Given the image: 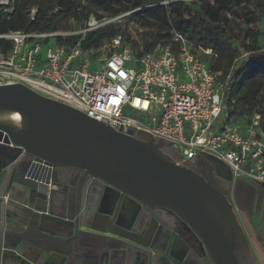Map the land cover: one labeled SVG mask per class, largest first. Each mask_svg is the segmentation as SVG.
<instances>
[{
    "label": "water",
    "instance_id": "1",
    "mask_svg": "<svg viewBox=\"0 0 264 264\" xmlns=\"http://www.w3.org/2000/svg\"><path fill=\"white\" fill-rule=\"evenodd\" d=\"M0 113H6L0 117V146L9 152L7 161L0 158L3 264L10 258L15 264H20V260L23 264H36L24 257L17 244L5 235H20L5 218L9 207L4 198L7 191H22L27 200L23 206L65 222L51 213L58 192L52 186L63 187V182L52 174V167L57 164L84 168L89 183L87 201L94 200L98 193L99 199L113 206L112 212H98L105 226L102 235L113 244L98 253L85 254L83 263L74 251L67 252L63 246L72 242V234L60 241L63 245L54 252V259L58 253L63 254L58 264H158L161 259L157 256L169 264L173 251L188 245L162 219H157L160 224L156 228L148 224L139 231L135 222L146 206H160L175 213L199 239L212 264H241L233 247V238L240 235V228L231 197L192 167L178 164L163 153L162 141L148 134L134 137L121 133L23 83L0 85ZM203 158L211 171L231 186L233 175L229 166L210 154ZM27 161L38 163L42 169L32 180L23 174ZM93 186L98 189L95 194ZM90 210L95 215L96 210ZM121 217L129 223L119 222ZM24 240L26 245L34 244L25 237Z\"/></svg>",
    "mask_w": 264,
    "mask_h": 264
},
{
    "label": "built area",
    "instance_id": "2",
    "mask_svg": "<svg viewBox=\"0 0 264 264\" xmlns=\"http://www.w3.org/2000/svg\"><path fill=\"white\" fill-rule=\"evenodd\" d=\"M14 0H0L12 11ZM36 9L31 10V19ZM71 31L0 32V85L23 83L66 103L115 130L138 137L148 134L164 143L178 164H191L206 154L229 166L233 178L264 187V132L261 115L233 121L225 94L229 77L214 72L204 49L175 33L177 47L159 45L136 55L120 38L114 51L95 68L79 43L70 49L52 42ZM123 74V75H121Z\"/></svg>",
    "mask_w": 264,
    "mask_h": 264
},
{
    "label": "trees",
    "instance_id": "3",
    "mask_svg": "<svg viewBox=\"0 0 264 264\" xmlns=\"http://www.w3.org/2000/svg\"><path fill=\"white\" fill-rule=\"evenodd\" d=\"M22 1L14 0L12 11L0 9V32L68 31L62 25L69 19L83 23L91 17L100 21L122 16L118 22L52 40L67 49L79 43L92 59L99 57L104 43L116 38L123 46L132 44L131 23L143 31L142 51H133L138 56L159 45L175 49V33L211 48L212 54L204 55L209 67L222 78L229 77L225 103L230 118L248 120L260 113L264 132V30L259 27L264 22V0H33L23 13Z\"/></svg>",
    "mask_w": 264,
    "mask_h": 264
},
{
    "label": "crops",
    "instance_id": "4",
    "mask_svg": "<svg viewBox=\"0 0 264 264\" xmlns=\"http://www.w3.org/2000/svg\"><path fill=\"white\" fill-rule=\"evenodd\" d=\"M64 182L68 185L67 189L52 186L58 189V192L55 194L51 213L64 218L65 222L53 220L36 210L23 206V202L27 200L22 191L9 190L4 197L9 206L5 210L6 221L12 223L17 232L23 230L27 235L36 237V240L34 244L26 245L24 237H17L14 232H7L5 235H10L11 240L17 244L18 250L24 252L23 256L30 255L31 260L36 264L61 262L63 254L58 253L54 259V252L60 248V245H63L60 241L72 234L76 236L80 231L102 232L94 228V214L90 210L95 209V203L99 201L100 195L96 193L91 204L84 196L82 205L77 206L72 192L73 183L65 180ZM230 187L231 202L240 228V235L233 238L234 250L237 256H242L247 264H264V187L242 178H233ZM1 215L4 216L3 209ZM2 245H4L3 238L0 239V248ZM63 246L66 247L67 252L74 251L84 263V256L88 253L84 246L75 247L73 242ZM4 260L0 257L2 264ZM6 264H15V262L10 258ZM158 264H163V262Z\"/></svg>",
    "mask_w": 264,
    "mask_h": 264
},
{
    "label": "flooded vegetation",
    "instance_id": "5",
    "mask_svg": "<svg viewBox=\"0 0 264 264\" xmlns=\"http://www.w3.org/2000/svg\"><path fill=\"white\" fill-rule=\"evenodd\" d=\"M162 152L166 154L161 148ZM9 152H6L5 148L0 146V158L3 161H7ZM187 165L192 167L194 170L202 174L206 180L211 181V183L220 189L225 195L230 196V185L228 182L224 181L223 179L217 177L212 171L211 166L208 161L204 158H200L196 160L194 163L191 164H181ZM42 171L40 165L34 161H27L25 164V170L23 174L27 177V179H31L32 177L37 176ZM52 174L55 179L59 178L63 182V187L67 189L68 185L64 182L69 181L73 183L72 192L76 198V205L81 206L82 200L86 194V188L88 186V174L86 170L82 167L78 166H71V165H54L52 167ZM97 187L93 186L92 189H96ZM69 189V188H68ZM87 200V199H86ZM93 200H88L87 202L91 204ZM86 202V203H87ZM144 211H142L139 215V218L136 220L135 225L136 228L140 231L145 228L146 225L151 224V228H156L158 224L157 219H162L168 225L175 228V230L183 237L185 242L187 243L188 247H183L178 250H174L170 257L169 264H212L208 255L205 253L204 247L196 237V235L185 228L184 225L181 223V219L169 209L156 206H146L144 207ZM95 215L93 219L94 228L97 230H105V226L102 223L99 211H104L106 213L113 211V206L109 203V201H102L100 198L97 203H95ZM119 222L128 224L129 222L126 221L123 217L119 218ZM114 230H118L117 226H113ZM101 233H92L88 231H80L76 236L73 234V245L76 246H84L90 252H100L106 246L113 244V241L108 240L107 238L103 237ZM27 239L35 242L36 237L27 235V233L23 230H19L17 232ZM9 241L11 240L10 235L7 238ZM35 249V248H34ZM158 252V251H157ZM158 254V253H157ZM24 255V252H22ZM184 255V256H183ZM25 256L31 260L30 255L25 254ZM157 258L161 259L163 264H166V260L157 256ZM19 259V258H18ZM23 264L24 261L20 260ZM20 263V264H21Z\"/></svg>",
    "mask_w": 264,
    "mask_h": 264
},
{
    "label": "rangeland",
    "instance_id": "6",
    "mask_svg": "<svg viewBox=\"0 0 264 264\" xmlns=\"http://www.w3.org/2000/svg\"><path fill=\"white\" fill-rule=\"evenodd\" d=\"M33 0H23L22 5L19 7V10L23 13L25 10L32 4ZM122 20V16L110 18V17H104L102 20H96L94 17H91L87 22H78L73 19H69L66 22L63 23L62 27L64 30L73 31V32H80L81 30L85 28H90L97 26L99 24L106 25L113 22H118ZM259 27L264 30V22L259 25ZM128 33L130 34V38L132 40V44L126 43L127 45L123 46L124 44L121 42L119 49H122L126 46H129L133 51L135 52H141L142 51V35L143 31L139 29V27L135 23H131L128 26ZM136 43V45L134 44ZM264 44V41H263ZM114 51V48L112 46V43L106 42L104 45L100 48L98 51L99 57L93 59L94 62L97 61V64H95V68H102L104 65V59L110 55ZM2 115V116H1ZM6 113H0V117L5 116ZM262 121L264 122V115H262ZM240 262L242 264H247L242 256H239Z\"/></svg>",
    "mask_w": 264,
    "mask_h": 264
},
{
    "label": "bare ground",
    "instance_id": "7",
    "mask_svg": "<svg viewBox=\"0 0 264 264\" xmlns=\"http://www.w3.org/2000/svg\"><path fill=\"white\" fill-rule=\"evenodd\" d=\"M97 190H98L97 188L96 189H92V193L95 194L97 192Z\"/></svg>",
    "mask_w": 264,
    "mask_h": 264
},
{
    "label": "snow or ice",
    "instance_id": "8",
    "mask_svg": "<svg viewBox=\"0 0 264 264\" xmlns=\"http://www.w3.org/2000/svg\"><path fill=\"white\" fill-rule=\"evenodd\" d=\"M121 75H123V74H121Z\"/></svg>",
    "mask_w": 264,
    "mask_h": 264
}]
</instances>
